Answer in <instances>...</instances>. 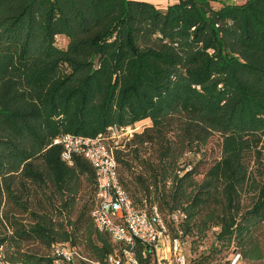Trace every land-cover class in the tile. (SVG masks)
<instances>
[{
	"label": "trees",
	"instance_id": "trees-1",
	"mask_svg": "<svg viewBox=\"0 0 264 264\" xmlns=\"http://www.w3.org/2000/svg\"><path fill=\"white\" fill-rule=\"evenodd\" d=\"M146 121L116 151L133 204L166 214L173 237L217 228V253L236 242L263 261L264 0H0V250L10 263L56 264L59 242L106 263L117 244L94 225L95 169L63 160L54 141ZM84 187L93 204L79 205Z\"/></svg>",
	"mask_w": 264,
	"mask_h": 264
},
{
	"label": "built area",
	"instance_id": "built-area-1",
	"mask_svg": "<svg viewBox=\"0 0 264 264\" xmlns=\"http://www.w3.org/2000/svg\"><path fill=\"white\" fill-rule=\"evenodd\" d=\"M136 128L110 126L106 133L97 137L64 134L54 144L64 147L62 158L69 164L75 155L86 158L96 172V207L92 213L95 228L108 233L118 246L108 256L105 264H140L137 243L143 245L142 257L151 258L150 264H166L159 256L162 246H167L176 257L177 264H186L183 237H172L171 229L156 206L137 208L121 183L116 151L124 147ZM185 213L178 210L171 215L177 225ZM52 255L56 264H100L81 248L69 242L53 245ZM0 264H12L4 250H0ZM230 264H246L242 252L234 251Z\"/></svg>",
	"mask_w": 264,
	"mask_h": 264
},
{
	"label": "rangeland",
	"instance_id": "rangeland-1",
	"mask_svg": "<svg viewBox=\"0 0 264 264\" xmlns=\"http://www.w3.org/2000/svg\"><path fill=\"white\" fill-rule=\"evenodd\" d=\"M150 2L157 3L158 5L163 4L164 1L167 0H148ZM246 0H239L240 3ZM163 2V3H162ZM218 4V3H215ZM66 43L65 37H58V44L61 46H64ZM150 121L141 122L137 124L136 126H132L133 128H136V130L142 131L147 125H150ZM129 127V126H127ZM138 131V132H139ZM219 142L218 137H213L211 139L210 145L208 148L212 150V152L209 155H217L218 153V146L217 143ZM148 155V154H146ZM196 155L188 154L186 158H195ZM201 160V156H197L194 161L199 162ZM80 197H84L83 201H80L79 205H81L86 200H89L91 198V203L93 204V193L89 191V188L84 187V190ZM163 213V216L166 220H169V217ZM217 228H213L210 231L207 232L206 237L198 238V237H187L186 241L187 243L183 246V252L186 254V264H230L229 260L233 254L234 251L242 252L243 254V248L238 243L234 242L232 246L229 249H224L221 252L217 253V246L218 241L216 238V232ZM261 233V238L264 242V227L262 230H259ZM173 234H171L172 236ZM173 237V236H172ZM118 246V245H117ZM83 249V246H79V248ZM219 247V246H218ZM84 251V250H83ZM85 252V251H84ZM159 256L163 258V260H167L166 264H177L176 257L174 252L172 253L167 246H162L159 251ZM244 256V254H243ZM245 262L246 264H264L263 261H252L247 259L245 256Z\"/></svg>",
	"mask_w": 264,
	"mask_h": 264
},
{
	"label": "crops",
	"instance_id": "crops-1",
	"mask_svg": "<svg viewBox=\"0 0 264 264\" xmlns=\"http://www.w3.org/2000/svg\"><path fill=\"white\" fill-rule=\"evenodd\" d=\"M176 0H167V1H164V3L163 4H160L162 7H167L169 4H171V3H173V2H175ZM228 2H232V3H240L239 2V0H227ZM243 2H245V1H243ZM242 2V3H243ZM154 3V2H153ZM155 4H157V3H155Z\"/></svg>",
	"mask_w": 264,
	"mask_h": 264
}]
</instances>
